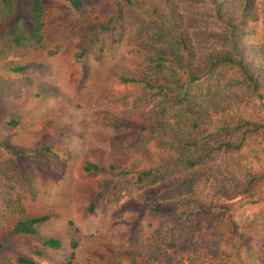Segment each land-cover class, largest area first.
Masks as SVG:
<instances>
[{"label":"rangeland","instance_id":"obj_1","mask_svg":"<svg viewBox=\"0 0 264 264\" xmlns=\"http://www.w3.org/2000/svg\"><path fill=\"white\" fill-rule=\"evenodd\" d=\"M72 1L77 0H42L43 46L4 49L0 55V78H22L25 84L20 97H7L0 106V139H7L8 149L0 151V163L9 166L0 174V258L16 264L15 255L22 254L39 264H66L75 241L73 264H165L173 250L154 235L160 219L148 201L163 188L135 184L137 173L162 152L157 140L148 158L135 150L155 100H140L143 85L122 81L146 73L137 37L141 13L119 6L120 0H79L80 10ZM134 1L138 8L150 6ZM111 18L110 31H102ZM19 19L31 25L30 3L0 0V29ZM261 29L264 35V24ZM19 65L28 68L17 74L13 68ZM221 77L212 95L221 98L226 115L264 122V92L233 97L227 84L234 75ZM201 89L204 99L207 89ZM218 113L217 118L223 114ZM10 121L18 125H6ZM244 155L254 172H264V132L249 141ZM86 162L128 174L86 173ZM216 202L224 211L195 221L194 241L205 232L237 228L248 237L244 254L264 264V180L239 182ZM41 215H52L39 226L41 236L61 240V249L43 247L36 237L9 238L16 222Z\"/></svg>","mask_w":264,"mask_h":264},{"label":"trees","instance_id":"obj_2","mask_svg":"<svg viewBox=\"0 0 264 264\" xmlns=\"http://www.w3.org/2000/svg\"><path fill=\"white\" fill-rule=\"evenodd\" d=\"M27 1L31 25L19 19L6 31L0 29V55L4 49L11 53L21 47L43 46V2ZM146 1L150 6L144 8H138L134 0L119 1V6L127 4L141 13L137 37L139 47L145 51L142 59L146 71L122 81L143 85L140 100H155L149 111L150 122L141 127L135 150L148 158L149 145L157 140L158 146L162 143V152L157 160V156L151 159L149 168L137 173L135 184L140 189L163 188L148 201L160 219L154 235L176 255L166 253L165 264H257V259L244 254L248 237L237 228L214 235L205 232L197 241L191 230L195 221L224 211L216 199L237 183L251 186L264 180V172H254V163L243 158L249 141L264 132V122L226 115L221 98L212 95L223 73L236 79L227 84L233 97L264 92V0ZM72 4L77 10L82 7L79 0ZM114 19L101 30L110 31ZM27 68L19 65L13 71L22 74ZM23 85L22 78H0V106L7 97H20ZM202 87L207 89L204 99L198 93ZM219 111L223 114L217 118ZM6 125L16 127L18 122ZM6 141L0 139V151L8 150ZM8 167L0 163V174H7ZM115 170L93 162L84 165L86 173L128 174L125 170L115 174ZM205 190L207 194L203 195ZM51 218L41 215L20 220L12 226L9 238L36 237L43 247L59 250L61 240L43 237L38 229ZM71 246L73 251L66 264H73L76 242L72 241ZM3 247L0 245V251ZM33 254L43 255L36 250ZM14 259L16 264H39L27 255L17 254Z\"/></svg>","mask_w":264,"mask_h":264}]
</instances>
